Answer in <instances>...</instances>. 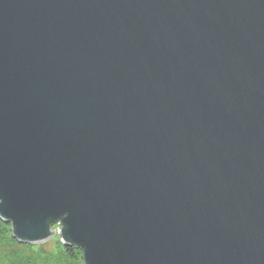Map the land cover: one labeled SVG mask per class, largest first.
Here are the masks:
<instances>
[{
	"label": "water",
	"instance_id": "95a60500",
	"mask_svg": "<svg viewBox=\"0 0 264 264\" xmlns=\"http://www.w3.org/2000/svg\"><path fill=\"white\" fill-rule=\"evenodd\" d=\"M0 220L82 264H264V0H0Z\"/></svg>",
	"mask_w": 264,
	"mask_h": 264
},
{
	"label": "rangeland",
	"instance_id": "374dc122",
	"mask_svg": "<svg viewBox=\"0 0 264 264\" xmlns=\"http://www.w3.org/2000/svg\"><path fill=\"white\" fill-rule=\"evenodd\" d=\"M0 228V235L5 236L3 238L0 237V252L8 260L12 259H9L10 254H15L21 260L25 257L29 264L31 262L32 264H82L80 252L74 253L75 256L72 257L63 251V246L65 245H63L57 233L42 244L29 245L19 244L14 238V240L10 239L11 230L8 223L0 220ZM53 230L56 232L58 226L54 225ZM3 239H7L8 242L3 241Z\"/></svg>",
	"mask_w": 264,
	"mask_h": 264
},
{
	"label": "trees",
	"instance_id": "16d2710c",
	"mask_svg": "<svg viewBox=\"0 0 264 264\" xmlns=\"http://www.w3.org/2000/svg\"><path fill=\"white\" fill-rule=\"evenodd\" d=\"M0 229H1V228H0ZM0 237L3 238V237H5V236L0 235ZM10 239L14 240V239L12 238V236L10 237ZM4 240L8 242L7 239H3V241H4ZM12 240H11V241H12ZM15 241H16V240H15ZM16 242H17V241H16ZM17 243H19V242H17ZM19 244H24V243H19ZM63 251H64L67 255L72 256V257L75 256L74 253H79V252H80V251H78L77 249H75V248H73V247H67V246H63ZM15 252H16V251H15ZM12 253H13V252H12ZM11 258H12V259H11ZM9 259H11V260H8V259L4 258V257L1 255V252H0V263H1V264H29L25 257H23V260H21V259H19L18 257H16L15 254H10ZM81 260H82V259H81ZM31 264H32V262H31Z\"/></svg>",
	"mask_w": 264,
	"mask_h": 264
}]
</instances>
